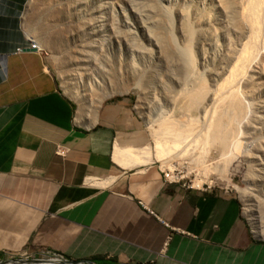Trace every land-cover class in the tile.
<instances>
[{
  "label": "crops",
  "instance_id": "0c3cea01",
  "mask_svg": "<svg viewBox=\"0 0 264 264\" xmlns=\"http://www.w3.org/2000/svg\"><path fill=\"white\" fill-rule=\"evenodd\" d=\"M29 1L0 0V261L52 252L93 264H264V229L237 196L113 160L117 144L144 138L127 102L77 120L44 55L18 53Z\"/></svg>",
  "mask_w": 264,
  "mask_h": 264
},
{
  "label": "bare ground",
  "instance_id": "6f19581e",
  "mask_svg": "<svg viewBox=\"0 0 264 264\" xmlns=\"http://www.w3.org/2000/svg\"><path fill=\"white\" fill-rule=\"evenodd\" d=\"M150 1L146 22L137 28L126 22L129 34L124 39L127 46L141 51L130 37L140 32L154 47L151 62L146 61L148 69L135 76L143 88L144 109L157 118L149 121L157 148L152 152L117 144L113 160L125 169L159 162L172 170L175 160L188 157L201 175L198 186H203L212 183L213 172L231 183L234 161L244 158L250 164L247 186L235 188L254 227L264 229V0ZM72 77L67 82L71 85L84 81L81 69ZM152 81L163 85L165 104L148 90ZM79 98L90 104L95 116L101 102L86 101L85 90ZM177 109L186 120L170 115ZM212 151L219 155L216 162L211 161ZM113 180L94 185L105 187Z\"/></svg>",
  "mask_w": 264,
  "mask_h": 264
},
{
  "label": "rangeland",
  "instance_id": "374dc122",
  "mask_svg": "<svg viewBox=\"0 0 264 264\" xmlns=\"http://www.w3.org/2000/svg\"><path fill=\"white\" fill-rule=\"evenodd\" d=\"M152 4L153 2L150 0H30L27 5L24 25L27 36L36 41L43 49V55L51 71L58 78L63 92L75 101L77 120L79 116H83L84 121L88 115L94 118V109L88 108L90 104L82 102L79 98L84 90L89 96L86 101L89 102V99H92L94 103L101 102L99 111L107 103L125 101L128 103L132 115L142 126L144 138L141 139L142 146L140 145V147H146L155 152L158 142L153 129H151L153 124L149 125V121H154L157 118L144 109L143 88L137 84L138 76H135L136 72L142 73L148 69L147 65L151 62L150 56L154 55V49H152L154 47L143 38L140 32H137L136 35L132 33L130 37L142 48L141 51L139 48H131L134 46H127L126 38L124 39L126 34H129L126 32V22L136 28L142 22L145 23L149 6ZM112 24L118 31V37H115L116 29L111 28ZM112 29L115 30L114 34H112ZM143 52L145 55L141 54ZM137 68L140 70L137 71ZM77 69H81L83 73V83L78 86H76L77 83L73 85L67 83L69 78H73L72 76L76 74ZM153 82L154 84H152ZM157 84L152 81L148 90H151V93L154 91L153 94H156L161 104H165L164 95L162 96L165 92L164 87L163 85L159 87L161 85ZM146 85L148 86V84L144 86L146 87ZM112 93L114 94L107 97ZM171 114L178 121L186 120L182 110L177 109ZM210 158L212 162H216L219 160V155L212 151ZM155 163L164 173L181 183L194 185L198 188L210 187L213 190H228L243 203L244 215L250 220V216L246 212V204L235 188V186L240 188L247 186L250 164L244 158L239 157L234 161L229 175L231 183L221 177L219 173L213 172L210 175L212 183H206L203 186H198L197 181L201 175L188 157L175 160L172 164L173 171L163 168L159 162ZM250 222L252 223L251 220ZM252 225L254 226L253 223Z\"/></svg>",
  "mask_w": 264,
  "mask_h": 264
},
{
  "label": "built area",
  "instance_id": "2783aa9c",
  "mask_svg": "<svg viewBox=\"0 0 264 264\" xmlns=\"http://www.w3.org/2000/svg\"><path fill=\"white\" fill-rule=\"evenodd\" d=\"M27 42L28 44L20 49H18V53H23L25 51H35L40 55H43V49L38 46L36 41L29 38L28 36ZM59 152V151H58ZM62 153V152H61ZM164 179L166 182L170 183H179V180H174L173 177H171L169 174H166L163 172ZM183 185L190 190H212L210 187L207 188H198L194 185L183 183ZM222 192L228 193V190L220 189ZM243 204V203H242ZM243 212H244V205H243ZM247 218V217H246ZM248 222L251 224L249 218ZM252 226V224H251ZM32 263H39V264H47V263H55V264H93V263H87V262H81V261H73L65 258L63 255H60L58 253H52V252H46L41 255H39L37 258H30L25 257L24 259H12L8 261H0V264H32Z\"/></svg>",
  "mask_w": 264,
  "mask_h": 264
}]
</instances>
